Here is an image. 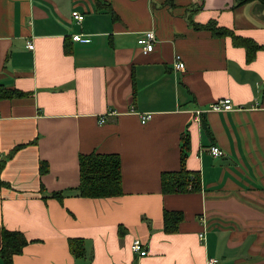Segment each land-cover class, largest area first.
<instances>
[{
	"label": "crops",
	"instance_id": "1",
	"mask_svg": "<svg viewBox=\"0 0 264 264\" xmlns=\"http://www.w3.org/2000/svg\"><path fill=\"white\" fill-rule=\"evenodd\" d=\"M210 21L261 46L253 61ZM0 84L26 94L0 100V250L6 228L29 242L14 264H264V0H0ZM186 132L200 187L166 193ZM91 152L120 155L117 198L81 197ZM165 210L183 214L175 234Z\"/></svg>",
	"mask_w": 264,
	"mask_h": 264
},
{
	"label": "trees",
	"instance_id": "2",
	"mask_svg": "<svg viewBox=\"0 0 264 264\" xmlns=\"http://www.w3.org/2000/svg\"><path fill=\"white\" fill-rule=\"evenodd\" d=\"M243 2L251 0H242ZM197 28L212 32L218 38L231 36L235 46H243L247 50L248 61H253L256 51L262 47L256 44L254 40L245 39L244 37L236 36L229 28L219 27L216 21H210L207 25L196 24ZM26 94L20 91H7L0 84V100L1 98L13 99L15 96L24 97ZM190 138L188 132L182 136L181 145V168L179 171L163 173L162 184L163 190L166 193L180 192L185 193L191 190L197 191L200 187V178L197 174L186 168V159L188 155ZM18 149V148H17ZM16 149V150H17ZM16 150L11 152L14 154ZM5 161L0 163V190L10 184L2 181L1 174ZM78 165L80 167V182L77 186L82 198H117L122 191V163L119 154L107 153H88L81 155ZM41 174H45L49 170V166L40 164ZM192 184V187L188 188ZM58 197V196H57ZM61 197V195L59 196ZM164 231L168 234H175L179 230V225L183 222L184 217L180 211L169 212L164 211ZM2 248L0 250V258L4 264H14L13 259L16 255L21 254L22 249L29 243L22 232H16L6 229L2 231ZM71 250L76 255L84 254L83 240L77 239L71 241Z\"/></svg>",
	"mask_w": 264,
	"mask_h": 264
},
{
	"label": "built area",
	"instance_id": "3",
	"mask_svg": "<svg viewBox=\"0 0 264 264\" xmlns=\"http://www.w3.org/2000/svg\"><path fill=\"white\" fill-rule=\"evenodd\" d=\"M73 16H74V19L77 20V22H82V20L85 17L84 14H80L77 11H75V12L73 11ZM72 38L75 41H81L80 35H76V36L73 35ZM155 41H156V35L154 34V31H148V32H144L142 34V36L138 40V44H139V46L140 45L142 46L141 48L143 49V52L148 54V53L153 51ZM28 48L34 50L35 46H34V43L32 40L28 41ZM174 62H175V70L183 71L185 69V62H182L181 56L177 55ZM231 101L232 100L230 98H227V99H224L221 101H216L213 103V105H211L209 110H211V111L216 110L219 112H227L230 110L234 111L235 107L233 105V102H231ZM199 112H198V114H199ZM150 118H152V116L150 114L146 113V114H143L141 116L140 120H142V123H143V122H146L147 120H149ZM103 119H100V122H102ZM212 154L214 156L215 155L221 156L222 152H221L219 147L215 146V148L212 149ZM190 187H192V184H190L188 188H190ZM204 238H205V234L204 233L200 234V239L204 240ZM131 248H132L133 252L137 253L140 257L147 256V254H148L147 248L144 247L143 242L141 240H139V238H136L133 241ZM208 264H219V260L213 259V258H211V259L208 258Z\"/></svg>",
	"mask_w": 264,
	"mask_h": 264
}]
</instances>
